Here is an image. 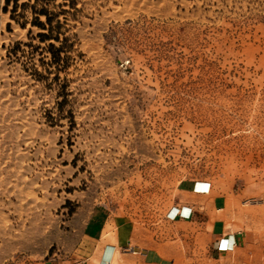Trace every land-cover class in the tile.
<instances>
[{
  "label": "rangeland",
  "instance_id": "374dc122",
  "mask_svg": "<svg viewBox=\"0 0 264 264\" xmlns=\"http://www.w3.org/2000/svg\"><path fill=\"white\" fill-rule=\"evenodd\" d=\"M3 6L0 264L55 251L81 203L164 230L192 187L220 241L264 238V0H75L60 51Z\"/></svg>",
  "mask_w": 264,
  "mask_h": 264
},
{
  "label": "crops",
  "instance_id": "0c3cea01",
  "mask_svg": "<svg viewBox=\"0 0 264 264\" xmlns=\"http://www.w3.org/2000/svg\"><path fill=\"white\" fill-rule=\"evenodd\" d=\"M196 188H206L197 183ZM185 190L188 199L169 209V217L160 226L144 227L120 211L106 204L81 203L65 222L57 249L35 264H191L193 254L202 253L207 260L223 264L225 256L232 253V264H264V238H248L243 232L233 230L227 240H221L223 228L213 204H197ZM264 220V195L256 204ZM189 218L171 215L187 214ZM171 224L184 228L171 234ZM200 227L199 238L192 234V227ZM221 234V235H220ZM226 243L233 244L225 249ZM220 245V246H219ZM130 248V249H127ZM131 249L135 252H132ZM178 262V263H177Z\"/></svg>",
  "mask_w": 264,
  "mask_h": 264
},
{
  "label": "trees",
  "instance_id": "16d2710c",
  "mask_svg": "<svg viewBox=\"0 0 264 264\" xmlns=\"http://www.w3.org/2000/svg\"><path fill=\"white\" fill-rule=\"evenodd\" d=\"M4 0V6L2 10L9 13V19L15 21L24 28L27 23L31 26H36L42 31L37 33L40 41L50 40L59 42V46L56 51H60L63 48L69 47L68 38L64 35L62 30L63 23L67 19V14L70 13V9L75 10V0ZM67 6L69 8H64ZM30 14V18H27V13ZM10 23H7L9 27ZM31 30H28V34ZM21 42H17L16 46H19ZM31 45V43H28ZM49 47L53 48L54 44L49 43ZM61 57L59 54H54L52 62L59 63Z\"/></svg>",
  "mask_w": 264,
  "mask_h": 264
},
{
  "label": "built area",
  "instance_id": "2783aa9c",
  "mask_svg": "<svg viewBox=\"0 0 264 264\" xmlns=\"http://www.w3.org/2000/svg\"><path fill=\"white\" fill-rule=\"evenodd\" d=\"M207 188H208V187H207ZM207 188H206L205 190L201 191V192H206V191H207ZM190 215H191V212H190V211H189L186 215H184V214H182V213H180L179 215H177V213H176V214H174V215H171V218L173 219V218H175L176 216H180V217H184V218H189ZM169 216H170V214L168 213L167 217H169ZM233 244H234V243H232V245H228V244L226 243V245H225V249H232V248H233ZM127 249H130V248H127ZM131 251H132V252H135V251H133L132 249H131Z\"/></svg>",
  "mask_w": 264,
  "mask_h": 264
},
{
  "label": "bare ground",
  "instance_id": "6f19581e",
  "mask_svg": "<svg viewBox=\"0 0 264 264\" xmlns=\"http://www.w3.org/2000/svg\"><path fill=\"white\" fill-rule=\"evenodd\" d=\"M188 212H189V211H188ZM188 212H187V213H188ZM180 213H181V212H180ZM180 213H177V215H179ZM182 214H183V213H182ZM184 215H186V214H184Z\"/></svg>",
  "mask_w": 264,
  "mask_h": 264
}]
</instances>
